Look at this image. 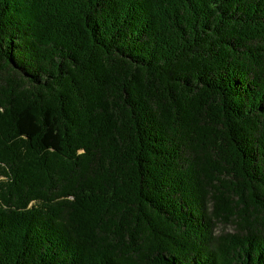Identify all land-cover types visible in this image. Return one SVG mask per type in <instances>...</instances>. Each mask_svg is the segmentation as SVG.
I'll list each match as a JSON object with an SVG mask.
<instances>
[{"label":"trees","instance_id":"1","mask_svg":"<svg viewBox=\"0 0 264 264\" xmlns=\"http://www.w3.org/2000/svg\"><path fill=\"white\" fill-rule=\"evenodd\" d=\"M0 264H264V0H0Z\"/></svg>","mask_w":264,"mask_h":264}]
</instances>
